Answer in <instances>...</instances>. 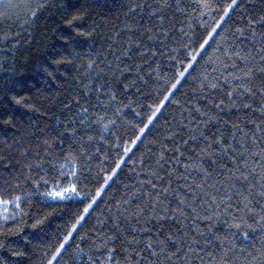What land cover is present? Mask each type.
Returning <instances> with one entry per match:
<instances>
[{"label": "trees", "instance_id": "16d2710c", "mask_svg": "<svg viewBox=\"0 0 264 264\" xmlns=\"http://www.w3.org/2000/svg\"><path fill=\"white\" fill-rule=\"evenodd\" d=\"M9 2L11 7L0 8V111L15 114L19 122L15 128L0 125V140L6 135L10 143L12 139H21L25 130L31 131L33 135L23 140L21 146L31 144L26 155L35 161L39 153L41 163L34 164L30 171L21 169L19 183L10 181L9 187L0 184L2 211H10L13 206L18 208L14 217L0 220V244L3 245L0 247V262L48 264L51 260L52 264H128L120 252H116L110 262L106 252L92 246L91 235L94 230L103 229L98 221L115 214L117 202L129 199L130 193L142 190L145 196L151 194L154 197L155 192L147 183L149 180L158 186L161 183L169 186L168 180L171 179L169 187L181 192L186 191L182 186L185 182H200L195 165L203 164L206 168L214 165L208 163L206 157L201 159L198 153L191 151L193 145H185L183 140L196 130L208 137L223 133L231 138L235 126L236 146L242 144L250 152L264 151V95L257 93L237 98L227 94L231 89L229 81L238 72L233 67V60L225 55L226 51L236 50L239 44L244 52L251 48L254 56L264 55L248 40L236 38L235 30L242 26L241 12L237 9L225 16L224 9L230 0H169L173 6L164 13L163 23L148 15V5L155 0H72L85 13L75 22V27L85 31L94 28L95 31L91 38L79 37L81 44L77 51L83 53L81 59L84 63L81 65L77 61L70 65L72 71L68 78H58L55 82L29 71L34 61L26 60V57L32 55L37 46L49 55L54 50L64 51L62 37L75 30L61 19L63 9L60 5L67 0H48V6L35 18L30 16V10L42 0ZM247 2L258 5L260 0ZM133 3L143 7L131 9ZM222 16L225 17L223 20ZM146 27L152 28V32L142 34ZM256 31L264 32V28ZM148 35L154 38L148 39ZM129 38L139 39L141 44L133 43L129 54L124 55ZM88 60L95 61L92 68H88ZM236 63L239 65V61ZM64 71L62 69L61 73ZM180 73L184 74L181 76ZM81 83L87 88H81ZM213 83L218 87L211 88ZM124 84L130 86L125 88ZM173 84L175 88H172ZM108 89L115 93V98L109 99ZM37 90L55 100L54 104L51 101L44 104L45 108L52 109L49 120L16 105L12 96L5 94L33 95ZM76 95L80 97L79 102H73L66 109L60 107L61 101H74ZM244 104L250 106L245 108ZM155 106H159L160 111L153 116ZM81 107H86L87 112L81 113ZM100 115H107L114 123L108 128L100 127L95 123ZM56 116L62 120L73 119L91 137L82 145H74L77 152L73 155L67 154L66 137H62L65 140L63 145L59 141L54 145L42 143L49 136L45 125L55 128ZM150 116L153 117L151 121ZM189 125L194 126L192 132L185 131ZM41 129H44L43 133ZM169 132L176 134L170 137ZM197 144L203 146L202 141ZM79 147L87 149V158L78 154ZM253 167L255 171L251 172L249 179L257 183L258 189L257 178L264 174V160L259 155L249 159V170ZM112 169L116 172L113 173ZM153 173L161 179H155ZM108 175L112 178L105 184ZM70 184H76V191L87 195L73 194L67 199L47 195ZM97 189L101 190L99 196H96ZM92 196H96V200L88 212H84ZM257 201L252 205L254 208L264 206V199L257 196ZM171 203L172 207L176 206L175 196L171 197ZM207 204L206 201L201 205L197 200L193 206L201 216L217 211L214 207L209 209ZM138 205H147V213L155 210L163 216L161 206L150 204L144 197L131 202L129 212ZM219 211H223V207ZM147 213L140 218V226L145 232L138 237L141 243L136 248L137 252L143 249L142 255L145 256L144 241L161 223L173 230L177 226L167 220H147ZM81 215L85 218L77 224ZM186 215L191 220L195 213ZM41 218L42 225L33 228L32 223ZM223 219L221 217L215 223L214 231L231 236L230 232L224 233ZM213 220H216L215 216ZM179 223H185L184 219L181 218ZM196 223L203 229L209 222L197 219ZM65 236H69L67 241H64ZM61 242L65 246L57 253ZM219 247H205L201 241L198 248L204 250L192 248L187 264H222L217 251ZM127 255L132 256V253ZM180 255L183 256V252ZM132 258L135 264L136 258ZM148 259L154 264L152 257ZM173 264L178 262L174 260Z\"/></svg>", "mask_w": 264, "mask_h": 264}, {"label": "snow or ice", "instance_id": "6c2138e0", "mask_svg": "<svg viewBox=\"0 0 264 264\" xmlns=\"http://www.w3.org/2000/svg\"><path fill=\"white\" fill-rule=\"evenodd\" d=\"M11 6L9 0H0V8L6 9ZM47 6L48 0H42V2L36 3L35 7L30 10V16L32 18L37 17L40 11ZM172 6L169 0H155L153 4L148 5V15L149 17H154L158 22L163 23L165 19L164 13ZM201 6L206 7V4H202ZM60 7L63 9L61 15L63 23L74 26L75 28L74 32L62 37L65 41L64 51L59 52V50H54L49 55L44 49L37 46L32 50V55L26 57V60L34 61V63H31L29 71L35 72L51 82L57 81L58 78L66 80L68 73L72 71L70 65L76 64L77 61H80L81 65L84 63L81 59L83 53L77 51V48L81 44L79 37L85 36L91 38L95 31L94 28L91 31H85L81 27H75V22L81 20L85 13L72 3V0H67ZM137 7H143V5L131 4V9H136ZM237 9L241 12L240 20L242 26H238L235 30L236 38L248 40L260 53H264V32L257 33L256 31L257 28H264V0H260L258 5L248 3L247 0H230V3L224 9L225 16ZM224 18L222 16L221 20ZM21 23L26 24V21H22ZM160 31H166V29H160ZM151 32L152 28L146 27L142 34H149ZM11 35L14 36L15 34ZM153 38L154 36L148 35V39ZM31 39L29 37V40ZM133 43L141 44V41L139 39L132 40L129 38L128 47L125 48L124 55L129 54ZM203 47L204 45L202 44L201 48ZM144 50L147 51V49ZM225 55L233 60V67L238 72V75H234L229 81L231 89L227 93L228 96L232 97L235 95L237 98H240L255 96L257 93L264 95V55L254 56L251 48L247 52H244L239 44L236 45V50L226 51ZM236 61H239V65ZM94 63V60H88V68H92ZM79 66L77 65V67ZM62 69H65L63 73H61ZM126 71L132 70L126 69ZM136 71L139 72V69H136ZM183 74L180 73L181 76ZM129 86L128 84L123 85L125 88ZM80 87L87 88V85L81 83ZM175 87L176 85L173 84L172 88ZM210 87L215 89L218 85L213 83ZM220 87L223 86L220 85ZM171 90L170 88L169 92ZM5 94L11 95L16 105L22 106L46 120L50 119L49 114L52 109L45 108L44 104L46 101L55 103L54 98L51 96L42 95L40 90H37L33 95H14L12 92H6ZM108 94L110 100L115 98V93L111 89H108ZM57 95L60 94L58 93ZM79 100V95H76L74 101L68 100L67 103L61 101L60 107L62 109L69 108L73 102H79ZM163 103L164 101H161V104ZM249 106L250 104L243 105L245 108ZM159 111L160 107L155 106L153 116ZM80 112L86 113L87 108L81 107ZM152 118L150 116L148 118L149 121ZM55 121V128L50 125H45V128L48 129L49 136L42 141L43 144L54 145L56 141H59L63 145L65 140L62 137H66L68 141L67 154L73 155L77 152V149L73 147L74 145H82L86 139H91V137L86 135L81 125L73 119L62 120L59 116H56ZM18 122L15 114L0 111V125H10L15 128ZM95 123L102 128H108L114 121L109 120L107 115H100L97 117ZM32 127L35 128V125H32ZM193 127L189 125L185 131L192 132ZM40 131L43 133L44 129ZM140 131L143 132L144 129ZM175 134V132L168 133L170 137ZM32 135L33 133L31 131L25 130L19 140L12 139L9 143V138L6 135L0 140V184L5 187L10 186V181L20 182L21 169L26 168L30 171L34 164L39 165L41 163L39 153L36 154L35 161L30 160L26 155L29 152L31 144L21 146L23 140L28 139ZM241 135H243L242 130ZM197 141H202L203 146H199ZM183 143L185 145L191 143L193 145L191 151L198 153L201 159L206 157L207 162L214 165V167L206 168L203 164H196L195 167L200 173V182L198 184L195 180L191 183L185 182L182 186L186 191L183 192L169 187L172 183L171 179L168 180L169 186H164L162 183L158 186L152 183L151 180L147 181L150 188L155 192V196L153 197L151 194L145 196L142 190H138L130 193L129 199L118 201L115 214L108 216L106 220L98 221L104 227L99 232L93 231L90 238L92 246L97 250L106 252L110 262L115 253L120 252L125 255L128 264H134L132 256L136 258L135 264H140L141 261L146 262V264H153L152 261H149V257L154 259V264H173L174 260L178 264H187L192 248H197L201 252L204 250L198 248V245L202 241L205 247L220 246L217 251L220 254L222 264H264V206H261L259 209L252 206L254 202L258 203L257 196L260 199H264V174L257 178L259 182L258 189L257 183L249 179L251 172L255 171L254 167L249 170V159L259 155L260 159L264 160V151L258 150L256 152H250L242 144L236 146L235 126H233V135L231 138L226 137L223 133L217 134L214 137H208L202 131L196 130V133L190 135L188 139L183 140ZM44 150L47 151V148ZM86 152V148H78L79 155H85ZM160 155L163 157L164 153L161 152ZM85 158H87L86 155ZM156 163L159 164V161H156ZM161 170L157 169V171ZM172 171H175V169ZM112 172L115 173L116 169H112ZM153 175L155 179H161L155 173ZM111 178V175H108L105 179V184ZM76 188V184H70L67 188H62L60 191L52 190L47 195L60 199H67L73 194L80 196L87 195L83 192H77ZM101 188H103V185ZM221 188L224 191H221ZM254 190L256 191L254 192ZM100 191V189H97L96 196L100 195ZM96 196L91 197L89 203L84 208V212H88L89 208L92 207ZM172 196L176 197L175 207H172ZM141 197L148 200L150 204L160 205V211L163 213V216L157 214L155 210L147 213V205H138L136 209L129 212L130 203L139 200ZM15 199L19 200V197ZM197 200H199L201 205L207 201V207L209 209L214 207L217 211L206 216H201L197 207L193 206ZM222 207L223 211H219ZM146 213L147 220L155 218L157 221L167 220L177 224L174 230L165 227L164 223H161L160 227L156 228L149 239L144 241L147 256L142 255L143 249L141 252L136 251V248L141 243L138 237H140L141 233L145 232V229L140 226L142 223L140 218L144 217ZM186 213H195V216L191 220H188ZM213 216L216 218L215 221L213 220ZM221 217H224V233L230 232L231 236L214 231L215 223L220 221ZM84 218L81 215L77 219V224ZM181 218L184 219L185 223H179ZM197 219L207 220L209 223L203 229H200L196 223ZM42 223L43 218L37 219L32 223V227L37 228ZM185 224L191 227H186ZM75 227L76 225H73V228ZM148 231L151 232L150 229ZM69 236H71V233H69ZM69 236H65L64 241H67ZM152 236L155 238L153 239ZM64 246V243L61 242L56 250L57 253ZM0 247H3V245L0 244ZM170 249H174V251H170ZM129 252L132 253V256L127 255ZM181 252H183V256L180 255ZM21 254L14 253V255ZM208 255L210 259L213 258L211 252ZM89 260H91V257H89ZM0 264H5V262H0ZM48 264H52V261L49 260Z\"/></svg>", "mask_w": 264, "mask_h": 264}, {"label": "rangeland", "instance_id": "374dc122", "mask_svg": "<svg viewBox=\"0 0 264 264\" xmlns=\"http://www.w3.org/2000/svg\"><path fill=\"white\" fill-rule=\"evenodd\" d=\"M1 208L2 207L0 206V220L1 221L14 217L18 211L17 206H13V208L10 211H2L3 209Z\"/></svg>", "mask_w": 264, "mask_h": 264}]
</instances>
